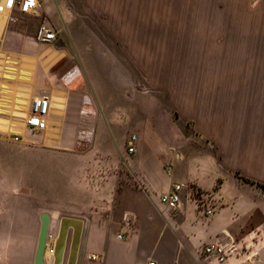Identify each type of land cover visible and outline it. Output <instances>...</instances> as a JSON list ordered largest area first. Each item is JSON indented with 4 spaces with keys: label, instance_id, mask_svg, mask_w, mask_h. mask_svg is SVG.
<instances>
[{
    "label": "crops",
    "instance_id": "crops-1",
    "mask_svg": "<svg viewBox=\"0 0 264 264\" xmlns=\"http://www.w3.org/2000/svg\"><path fill=\"white\" fill-rule=\"evenodd\" d=\"M112 1L0 10V141L18 136L50 159H21L18 203L60 208L57 228L61 217L83 222L76 264H219L202 249L227 242L238 253L225 264H264V30L244 22L241 37L179 44L176 81L163 94L138 86L137 40L123 39ZM42 22L53 41L36 40ZM42 95L45 128L29 137L25 121ZM63 148L68 177L59 178ZM177 183L181 205L165 210L158 198ZM187 187L206 197L211 216ZM41 213L51 222L47 209L26 211L38 230Z\"/></svg>",
    "mask_w": 264,
    "mask_h": 264
},
{
    "label": "rangeland",
    "instance_id": "rangeland-1",
    "mask_svg": "<svg viewBox=\"0 0 264 264\" xmlns=\"http://www.w3.org/2000/svg\"><path fill=\"white\" fill-rule=\"evenodd\" d=\"M258 1L113 0L121 8L123 39L137 40V46L131 49L137 53L138 86H153L166 94L168 87L176 81L179 44H188L190 39L241 37L244 22H253L264 30V12L259 9ZM128 51V47L122 48L123 54ZM0 131L6 132L7 129L0 128ZM22 133L29 137L34 135ZM58 152L57 163L59 167L63 166L59 178H65L68 177L65 157L71 150L63 148ZM21 159L26 165L36 160L40 167L50 166V159L43 157L41 150H35L33 145L15 143L9 137L0 141V264H33L38 224H30L31 215L26 211L38 209H47L51 213L45 248V264H51L57 232L56 210L60 208H24L18 203L17 179ZM80 187L79 182L75 183V193ZM68 210L80 215L75 207Z\"/></svg>",
    "mask_w": 264,
    "mask_h": 264
},
{
    "label": "built area",
    "instance_id": "built-area-1",
    "mask_svg": "<svg viewBox=\"0 0 264 264\" xmlns=\"http://www.w3.org/2000/svg\"><path fill=\"white\" fill-rule=\"evenodd\" d=\"M16 10L22 14H30L34 10L37 9L38 3L37 0H6L3 6L0 7L1 9H6L10 7H14ZM35 38L39 42H50L55 39V32L52 27H50L47 23L42 22L35 34ZM48 106H47V99L45 95L37 97L33 99L29 114L25 121V130L29 134H35L45 128V117L47 115ZM13 140L18 142L19 137L14 136ZM134 140L135 137L131 136L129 138V146H127V152L132 153L134 152ZM169 169V165L166 166ZM138 187L141 190H144L143 184L138 182ZM184 188L182 184H174L171 190L167 193H163L159 196L158 200L160 205L168 211H175L178 210L181 205V190ZM188 191L189 197H193L198 195V204L199 208H201L203 214L206 217H209L213 214L214 208L206 197L197 194L191 187L186 188ZM117 239H121L122 236L120 234L116 235ZM54 242V241H53ZM202 252L206 256H210L216 260L219 264H225L227 260L238 253V249L234 242H227V243H211L203 247ZM95 259V257H92ZM148 264H156L155 262H149Z\"/></svg>",
    "mask_w": 264,
    "mask_h": 264
},
{
    "label": "water",
    "instance_id": "water-1",
    "mask_svg": "<svg viewBox=\"0 0 264 264\" xmlns=\"http://www.w3.org/2000/svg\"><path fill=\"white\" fill-rule=\"evenodd\" d=\"M50 216L41 213L33 264H45L44 254ZM83 222L80 219L61 217L52 247V264H76Z\"/></svg>",
    "mask_w": 264,
    "mask_h": 264
},
{
    "label": "bare ground",
    "instance_id": "bare-ground-1",
    "mask_svg": "<svg viewBox=\"0 0 264 264\" xmlns=\"http://www.w3.org/2000/svg\"><path fill=\"white\" fill-rule=\"evenodd\" d=\"M16 132V131H15ZM51 255H52V252H51ZM44 262H45V254H44ZM51 264H52V261H51Z\"/></svg>",
    "mask_w": 264,
    "mask_h": 264
}]
</instances>
